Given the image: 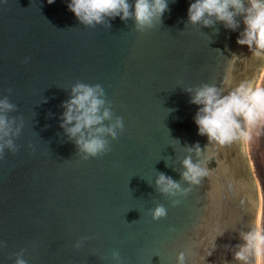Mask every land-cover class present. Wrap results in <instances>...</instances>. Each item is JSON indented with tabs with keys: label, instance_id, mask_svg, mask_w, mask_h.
I'll return each mask as SVG.
<instances>
[{
	"label": "water",
	"instance_id": "1",
	"mask_svg": "<svg viewBox=\"0 0 264 264\" xmlns=\"http://www.w3.org/2000/svg\"><path fill=\"white\" fill-rule=\"evenodd\" d=\"M69 2L0 0V100L15 105L6 115L20 128L17 151L0 159V264H177L181 253L184 264H236L260 210L246 139L209 144L186 90L258 86L264 58L236 43L242 18L235 32L191 25L194 0H168L151 29L119 17L90 27ZM77 83L103 88L105 127L124 124L104 137L106 155L87 160L60 127ZM189 156L207 172L196 186L181 178ZM160 173L191 191L162 195ZM157 205L168 214L154 221Z\"/></svg>",
	"mask_w": 264,
	"mask_h": 264
},
{
	"label": "clouds",
	"instance_id": "2",
	"mask_svg": "<svg viewBox=\"0 0 264 264\" xmlns=\"http://www.w3.org/2000/svg\"><path fill=\"white\" fill-rule=\"evenodd\" d=\"M48 3L52 4L54 0H48ZM67 6L86 26L104 24L106 19L116 17L122 21L132 18L138 31L151 29L169 11L168 0H134V4L129 0H70ZM187 16L191 25L212 27L215 22H220L233 32L240 27L238 18H242L244 30L239 33L236 43L246 46L253 57L264 58V0H194ZM186 91L191 97L189 103L198 108L194 117L198 135L206 136L209 144L225 146L241 139H251L254 129L264 128V86L256 87L251 81H243L226 94L220 88L207 84ZM103 97L104 90L99 84L77 83L71 90V98L61 105L65 111L60 127L69 139L75 140L85 160L106 155L110 151V143L104 137L111 136L115 140L118 132L124 129L120 117L104 126V121L112 119V113L104 108ZM13 110L15 105L7 97L0 100V159L4 158L5 149L12 153L17 151L12 137L19 135L20 128L14 131L15 121L6 115ZM194 147L200 153V146ZM183 168L182 180L193 186L199 185L207 175L201 163L193 162L190 156L183 160ZM155 186L162 195L169 197L187 195L191 191V188L182 189L179 182L163 173L158 174ZM177 203L179 201H174V206ZM150 211L154 221L162 220L168 214L163 205H157ZM240 238L242 243L236 245L233 256L236 264H256L258 258L264 257V228L258 230L252 225L241 233ZM16 264H26V261L18 257ZM177 264H184L183 253L177 257Z\"/></svg>",
	"mask_w": 264,
	"mask_h": 264
},
{
	"label": "rangeland",
	"instance_id": "3",
	"mask_svg": "<svg viewBox=\"0 0 264 264\" xmlns=\"http://www.w3.org/2000/svg\"><path fill=\"white\" fill-rule=\"evenodd\" d=\"M257 87H261L259 84ZM262 136L263 139H259ZM246 150L250 156L251 165L253 168L254 175L258 181L260 193L263 197L261 177H264V128L254 129L251 133V139H246ZM263 201V198H261ZM263 202L261 205V216L258 223V230L264 228V215H263ZM258 264H264V257L258 259Z\"/></svg>",
	"mask_w": 264,
	"mask_h": 264
},
{
	"label": "bare ground",
	"instance_id": "4",
	"mask_svg": "<svg viewBox=\"0 0 264 264\" xmlns=\"http://www.w3.org/2000/svg\"><path fill=\"white\" fill-rule=\"evenodd\" d=\"M252 170H253V168H252ZM252 178L257 182V186H258V189H259V191H258V193H259V200H260V210H259V213H258V223H259V219H260V216H261V205H262V202H263V206H264V177L262 178L261 177V183H262V191H263V197L261 196V191H260V188H259V184H258V181H257V179H256V177H255V175H254V172L252 171ZM261 198H263V201H262V199ZM263 215H264V207H263ZM259 259V258H258Z\"/></svg>",
	"mask_w": 264,
	"mask_h": 264
},
{
	"label": "built area",
	"instance_id": "5",
	"mask_svg": "<svg viewBox=\"0 0 264 264\" xmlns=\"http://www.w3.org/2000/svg\"><path fill=\"white\" fill-rule=\"evenodd\" d=\"M259 84H261V87L264 86V68H263V71H262L258 85Z\"/></svg>",
	"mask_w": 264,
	"mask_h": 264
},
{
	"label": "flooded vegetation",
	"instance_id": "6",
	"mask_svg": "<svg viewBox=\"0 0 264 264\" xmlns=\"http://www.w3.org/2000/svg\"><path fill=\"white\" fill-rule=\"evenodd\" d=\"M259 139H263V137H262V136H260V137H259Z\"/></svg>",
	"mask_w": 264,
	"mask_h": 264
}]
</instances>
